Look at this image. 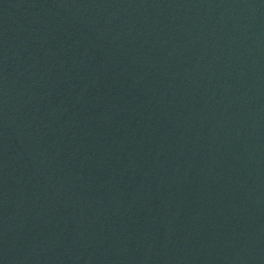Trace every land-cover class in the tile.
Masks as SVG:
<instances>
[{
    "label": "water",
    "instance_id": "obj_1",
    "mask_svg": "<svg viewBox=\"0 0 264 264\" xmlns=\"http://www.w3.org/2000/svg\"><path fill=\"white\" fill-rule=\"evenodd\" d=\"M0 264H264V0H0Z\"/></svg>",
    "mask_w": 264,
    "mask_h": 264
}]
</instances>
